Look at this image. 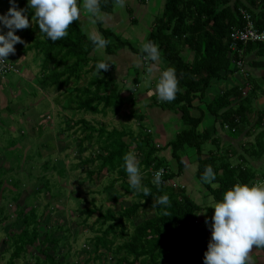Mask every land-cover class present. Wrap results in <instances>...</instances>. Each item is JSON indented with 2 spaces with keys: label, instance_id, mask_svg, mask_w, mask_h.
I'll list each match as a JSON object with an SVG mask.
<instances>
[{
  "label": "trees",
  "instance_id": "trees-1",
  "mask_svg": "<svg viewBox=\"0 0 264 264\" xmlns=\"http://www.w3.org/2000/svg\"><path fill=\"white\" fill-rule=\"evenodd\" d=\"M113 1L101 0V10L109 12ZM17 5L20 8L26 7V0H17ZM8 7V0H0V14ZM241 11L251 17L257 29L264 28V0L259 2L236 0L234 3L231 0H165L162 16L154 21L156 24L148 34L147 41H152L158 47L166 69L169 67L175 69L179 87L173 101H160L158 106L179 113L180 121L184 125L166 146L170 151L169 156L162 155L161 147L156 145L149 129L144 128L143 115L134 112L128 114L137 121L136 134L127 128L107 130L104 127H96L84 118L86 114H103V117L107 112L118 114L127 102L129 106L134 107L136 100L133 91L136 90L140 73L136 71L135 77L129 80L131 92L127 98L122 96L121 90L112 87L108 71L101 70L102 75H96L94 72L96 61L90 57L96 47L82 31L78 21L72 22L66 37L55 42L44 39L34 21L28 28L16 30V34L19 31L23 38L28 37L27 41L31 42V46L23 51H35L34 60L36 63L39 62V70L33 79L37 81L39 88L44 92L64 89L60 109L79 116L67 125L65 133L76 129L71 136L79 135L76 144L81 163L80 170L87 169L89 179L113 175L107 188L115 191L112 198L115 204L125 195L133 198L130 205L117 208V212L110 208L101 212L102 209L95 207L93 202H90V205H93L91 208L86 206L76 208L78 217L82 218L77 224H85L90 232H95L94 237L89 240L92 244L93 258L99 259L101 255L99 250H103L104 257L112 264H203V253L209 239L199 229L196 214L203 209L212 214L213 210L190 200L183 186L176 180L184 166L181 161L184 149L192 148L196 152L198 161L196 177L200 182L205 165L213 167L215 173L213 182L217 184V188L206 187L213 202L214 199H221L223 192L237 182L249 185L261 182L260 185H264V164L260 163L264 159V107L257 105L259 98V101L264 99V73L261 72L263 68L260 65H264V43L241 46L244 70L234 66L232 61L234 56H229L228 53V35L233 29L243 26ZM93 20L107 40L104 47L105 55H112L117 49L125 47L131 51L124 41L114 38L116 42L110 43L111 32L103 30L97 19ZM182 48H188L193 53L190 59L179 55ZM133 53L139 58H145L142 51L135 50ZM147 60L145 59L146 62L151 61ZM87 67L89 68L83 71ZM234 67L237 69H233ZM82 72L91 73V77L85 86L78 87L77 81ZM237 72L244 75L242 82L214 96L206 108L220 129L226 127L228 136L232 141H236L231 142L226 148L221 144V139L211 138L214 129L211 132L197 131L203 115L194 117L189 111L193 100L204 95L210 81H220L225 79L227 74ZM71 84L74 86L71 87ZM58 100L56 97V104H59ZM214 126L215 124L213 128ZM124 139H128V143ZM63 140L57 139L59 145L52 144L51 147L61 153L66 142ZM207 143L210 144V148L207 151L202 150V146ZM44 145L46 146L45 143ZM36 148L38 149V144ZM129 151H134L139 158L141 185L151 189L149 196H144L142 191L129 185L123 168V157ZM85 152L88 155L85 158L81 157ZM230 155L235 156V162L229 161ZM36 157L39 160L41 154L37 152ZM49 159L41 166H37L38 162L31 159L29 163L31 168H41L44 175L37 174L34 179L29 176L28 180L30 183L39 180L33 192L37 194L42 190L52 192V199L55 196L52 191L54 184L45 176L49 169L62 176L65 169L50 165ZM157 170L164 171L159 185L153 183ZM116 183H119L118 186ZM8 189L5 190L14 194L8 201L15 207L13 213L7 214L0 207V224L12 225L11 218L14 215L20 227L17 232L6 234L7 239L3 238L0 242L8 246L5 251L10 253L8 264H14L13 260L24 255L28 246H34L35 242H38L39 235L42 234L37 230L38 219L43 213L37 215L36 205L26 210V207L18 203L20 191ZM163 194L169 196L170 205L165 207L157 204L153 207L156 198ZM49 204L53 203L49 200L45 206ZM93 215L96 217L92 219ZM90 218L91 221L87 223ZM60 228L62 227H57ZM65 231L69 232V227ZM51 234V226H45L42 245L52 243L57 245L63 242L60 238H51ZM115 239L119 241L116 243ZM48 248L46 246L42 250L40 246L39 252L45 255V260L40 261L34 256L35 264H61L54 260V254L52 256L47 254ZM261 249L264 251V248ZM90 257L91 255H87L86 261Z\"/></svg>",
  "mask_w": 264,
  "mask_h": 264
},
{
  "label": "rangeland",
  "instance_id": "rangeland-1",
  "mask_svg": "<svg viewBox=\"0 0 264 264\" xmlns=\"http://www.w3.org/2000/svg\"><path fill=\"white\" fill-rule=\"evenodd\" d=\"M162 14L153 17L154 20H158ZM99 16L103 17L104 14H99ZM155 24L156 22H154V25ZM95 27L92 34L98 33L97 31L95 32ZM137 30L139 32L141 31L140 29ZM128 40L131 47L138 49L139 51H142V45L147 42V38L142 40L139 36L136 38L130 37ZM22 46L26 51V47L31 46V42H25ZM34 55H36L35 51L29 50L24 53L23 57H18L16 60L13 58L19 73L12 74L8 78H0V176L2 177L0 179V207L6 214L14 211V204H11L8 201V199H11L14 194L12 192L8 193V191L5 190L11 188L18 190L21 193L19 196V205L26 207V210L36 205L37 215L43 213V216L38 219L39 225L37 230L42 233L39 235L38 242H35L34 246H28L26 248V253L24 255L22 254L18 259H14L13 263L35 264L34 256L39 258L40 261H44L45 255L39 252V248L42 246L43 250L48 246L47 254L50 256L54 254V260L61 264H112L110 260L104 257L103 250H99V254H101L99 259L93 258L92 244L89 240L94 237L95 232H90V229L85 226V224H81L83 226L77 224L82 218L78 217L75 210L77 207L83 206L91 208L93 205H90V202H93L95 203V207L102 209L101 212H104L107 208L117 212V208L130 205L133 198H131L130 195H125L122 200L118 201L119 203L115 204V202L112 201L115 191L111 188H107L110 180L114 177L113 175L107 174L101 175L100 178L89 179L86 173L87 169L85 171L80 170L79 167H81V163L79 162L78 156V144H76L79 135L77 137L71 136L76 129H73V131L69 130L68 133H65L67 125L71 124L72 121L79 118V116L63 112L60 109L62 103L60 100L65 92L64 89L61 91H55V89H53V91L44 92L39 88L37 81L35 82L33 79L39 70V62L37 61L36 63ZM112 55L116 56L115 60L108 58V55H105L103 52V48H95L90 57L96 62L101 60H107V63L111 62L112 66L109 67L108 73L110 74L109 77L112 82V87L121 90L122 95L126 98L131 92V83L129 80L132 79V74L134 75V73H128L127 76L123 74L125 71L122 63L128 62V58L122 51H118L117 49ZM135 56L132 55V61ZM159 57L162 64L165 66L164 68H166V64L162 61V56L159 55ZM136 58L138 61L140 60L139 57L136 56ZM145 59L146 58H143V62H135L134 64L135 70L140 73L138 76V81L140 82L139 93L143 91V88L147 87L149 83L156 81V78L153 79L151 73L147 72L149 65ZM20 60H22L21 63ZM17 61L19 62L16 63ZM145 62L147 67L146 70L143 66ZM90 65L91 64H89V67ZM260 65L263 68L261 72L264 73V65ZM89 67L83 71H86ZM234 69L237 68L234 67ZM126 72H128V70H126ZM124 76L127 82L126 87H123V83L118 81L119 79H123ZM243 76L244 75L237 72L232 75L230 80L228 77L226 80L219 81L220 86L224 91L232 85L240 84ZM90 77L91 73L82 72L77 81V86H85ZM73 86L74 85L71 84V87ZM30 89L32 91H30ZM137 91L138 89L136 88V90L133 91V94L137 93ZM212 95L214 96L215 94L212 93ZM56 97L59 99V104L55 103ZM258 101L257 105L263 108L264 100L262 99L259 102ZM135 111L136 109L129 106L127 102L118 114L107 112L105 117H103V114H86L84 118L96 127H104L107 130H122L127 128L133 134H136L138 131L136 126L137 121L135 118H130L128 116L131 112L136 114ZM138 111L139 110L137 109V112ZM40 126L41 128L39 129ZM148 128L150 127L148 126ZM225 134L228 135L229 133L225 132ZM57 139H64L63 141H66L64 148L60 151L61 153L51 147L52 144L59 145V143L56 142ZM124 140L128 143V139ZM223 143L227 148L229 142ZM37 144L38 149L36 148ZM205 148L208 149L210 146L205 144L202 146V150ZM37 152L41 154L39 160L36 157ZM131 152L135 153L134 151ZM87 155L88 153L85 152L81 157L85 158ZM31 159L38 162L37 166H41L44 161L49 159L51 160L49 162L50 165H56L57 167L65 169L64 175L62 176H59L57 172L52 169H49L46 174L47 176H45L48 178L49 182L51 181V183L54 184V189L52 191L55 196L52 197V199V192L48 193L46 190L40 191L39 194L33 192V190L37 188L36 185L39 184V180L30 183L28 180L30 179L29 176L34 179L37 174L39 176L44 175V172L38 167L31 168L29 164ZM137 159L139 158L137 157ZM229 161L231 163L235 162V156L233 157L230 155ZM51 162L54 163L51 164ZM260 163L263 165L264 159ZM87 168L93 169V167L89 166H87ZM118 184L119 183H116L117 186ZM194 187L195 190H197V187ZM49 200L50 203L52 202L53 204L45 206L46 202ZM202 200H204L203 205L212 207V197L203 198ZM95 217L96 215H93L92 219ZM11 221L12 225L0 224V241L3 238L7 239L6 234L19 231L18 228L20 225L14 215L12 216ZM90 221L91 218L87 220V223ZM49 225L51 226V238H60L63 242H60L57 245L53 243L48 245L41 244L44 237L43 231L45 230V226ZM57 227L62 228L57 229ZM67 227H69V232L65 231ZM29 229H31V227H29ZM118 241L119 239H115L116 243ZM11 242L13 241L11 240ZM7 247L8 246H4L0 242V264H8L10 253L5 252ZM8 250H10V248H8ZM87 255H91L88 261H86L85 258Z\"/></svg>",
  "mask_w": 264,
  "mask_h": 264
},
{
  "label": "clouds",
  "instance_id": "clouds-1",
  "mask_svg": "<svg viewBox=\"0 0 264 264\" xmlns=\"http://www.w3.org/2000/svg\"><path fill=\"white\" fill-rule=\"evenodd\" d=\"M124 2L125 0H115L121 7ZM100 3L101 0H84L83 8L95 18L100 14ZM8 5L7 10L0 14V65L5 61L9 62L7 57L15 53V44H24L23 39L15 34L16 30L26 29L34 21L43 38L55 42L68 35L69 26L79 19L81 13L79 0H26L24 8L18 7L17 0H8ZM90 40L94 47L104 48L107 45V40L100 33L91 35ZM142 52L148 60L156 61L159 58V49L152 41L142 45ZM228 53L230 56L229 49ZM9 63L15 65L14 62ZM110 66L106 61H97L94 72L102 75L101 70L106 72ZM178 91L175 69L169 67L160 73L155 87L148 88L145 94L156 95L162 102H171ZM123 168L132 188L142 191L144 196L151 195V189L141 185L139 161L133 152L129 151L124 155ZM161 175L162 170L154 173V184L161 183ZM200 180L204 183L215 180L211 165H205ZM157 204L169 206V196L159 195L153 207ZM211 209V217L205 218L210 238L203 253V264H256L250 252L253 246L255 249L264 248V185L237 182L223 192L221 199H214Z\"/></svg>",
  "mask_w": 264,
  "mask_h": 264
},
{
  "label": "crops",
  "instance_id": "crops-1",
  "mask_svg": "<svg viewBox=\"0 0 264 264\" xmlns=\"http://www.w3.org/2000/svg\"><path fill=\"white\" fill-rule=\"evenodd\" d=\"M234 1L236 0H231L232 3H234ZM83 2L84 0L80 1L79 5L81 8V13L79 19L77 20L80 28L89 38L91 35H95V33L92 34V31L95 26H96L95 32L97 31L98 33L101 34L93 18L90 16L89 13L87 14V10L83 8ZM164 6H165V0H146L145 2H141L139 0H125L124 5L121 7L117 5L114 0L111 4L112 8L109 12L106 13L101 10L100 14H104V16L101 17L98 15L97 17H95V19L98 20L103 30L108 31L109 33L111 32L110 33L111 38H109L110 43L112 42L115 43L117 39L118 41H124L127 44V46L131 48V51L127 47L123 49H118V51L119 50L122 51L123 54L127 56L129 62V64L128 62L122 63L125 71L123 72L124 75L127 76L128 73L135 74L136 72L134 68L135 62H143L142 58H140L139 61L136 58V56L138 57V55L134 54L133 51L135 50L139 51V50L131 47V45L128 42L129 41L128 38L130 37L136 38L137 36L141 37L142 40L147 38L148 34L150 33V30H152L155 26L154 21L156 20H154L153 17H155L156 15L158 16L161 15L164 12ZM137 29H140L141 31L139 32ZM17 33L18 34L16 33L15 34L20 36L23 39L24 43L29 42L27 41L28 37L27 39L26 37L23 38L22 34H20L19 31ZM114 38H116L115 41ZM122 38H124L125 40ZM14 48H15V53L9 54V56L7 57L9 62L11 61L14 62L13 58H15L16 60L18 57L21 56L23 57L24 53H26L23 51L24 48L20 43L14 45ZM104 49L105 48H103V52ZM132 55L134 56L136 55L133 61H132ZM159 55H162L161 52H159ZM179 55H184L183 57L188 60L192 57L193 53L188 48H182L179 51ZM107 57L110 58L111 60L116 59L115 55L112 56L108 55ZM159 58L154 62L153 61L147 62L149 65L147 72H150L152 78L153 79L156 78V81L155 82L152 81L151 83H149L150 86L147 85V87H144L143 91H141L140 93H139L140 82L137 81L136 88L138 89V91L137 93L134 94L136 105L133 107V109L134 108L136 109L135 111L136 114L144 116L143 118L144 128L149 129L150 134H152L153 136L154 142L156 143V145H159L161 147L162 155L169 156L170 151L166 146L170 141L174 139V136L182 130L184 125L180 121L179 113L162 109L161 107L158 106L160 100L156 95L147 96L145 94L148 88L155 87V84L158 81L160 73L166 69L164 68L165 66L164 64H162ZM22 60H20V63ZM162 61L164 62V60ZM18 62L19 61H17L16 63ZM108 63L112 66L111 62ZM143 66L145 67L146 70L147 69L146 62L143 64ZM126 70H128V72H126ZM130 70H132L133 72ZM234 74H227V77L223 80H226L228 77L230 80V78ZM133 76L134 75L132 74V77ZM124 78L119 79L118 81L123 83V87H126L127 82H126V78L125 79ZM221 92H223V89L220 86L219 81H213V80L210 81V85L205 90L204 95L202 97H198L193 100L192 108L189 112L194 117H197L200 114L203 115L202 121L197 126V131L201 132L203 130H209L211 132L214 129L215 132L212 134L211 138L213 139L214 137L221 139L222 140L221 144L225 146L223 142H229L230 144L231 142L235 143L236 141H232L231 140L232 138L225 134L226 132L225 129L223 128H222L223 130L220 129L218 124L214 121V117L206 110L207 104L211 101V99ZM212 93H214L215 95L213 96ZM122 96L125 97L124 95ZM137 109L139 110L138 112ZM201 111L203 112L201 113ZM214 124H215L214 126L215 128H213ZM148 126L150 128H148ZM207 144L210 146L209 143ZM233 145L234 147H236L235 144ZM208 149L205 148L204 151H207ZM204 154L205 152H203L202 158H204L205 156ZM181 161L183 162L184 166L181 173L176 177L177 178L176 180L181 184V186H183L184 191L190 200H192L196 204L201 203L198 205H203L204 200L202 199L211 197L208 194V190L206 187H211L212 189H214L217 188V184L214 182L204 183L202 181L200 182L197 179L196 170H197L198 161L194 149L192 148L184 149ZM194 186L197 187V190H195ZM203 206L207 207V205H203ZM211 215L212 214H210V212H208L207 209H203L197 212L196 214V221L198 223V226L201 229V231H203L208 236V239L210 238V231L205 225V218L206 217L210 218ZM250 254H252L253 258L256 261V264H264V251H262V249H255V247L253 246L252 252H250Z\"/></svg>",
  "mask_w": 264,
  "mask_h": 264
},
{
  "label": "built area",
  "instance_id": "built-area-1",
  "mask_svg": "<svg viewBox=\"0 0 264 264\" xmlns=\"http://www.w3.org/2000/svg\"><path fill=\"white\" fill-rule=\"evenodd\" d=\"M260 1V0H257ZM243 26L241 28L233 29L228 36V49L230 54L234 56V64L240 70H243L242 50L241 46L249 43H264V28L259 30L255 27L251 17L244 11H241ZM237 54V55H236ZM18 69L14 64L7 61L0 65V78L7 76L11 73L17 72ZM164 171L162 170V175ZM161 175V176H162ZM259 182L258 184H260Z\"/></svg>",
  "mask_w": 264,
  "mask_h": 264
}]
</instances>
